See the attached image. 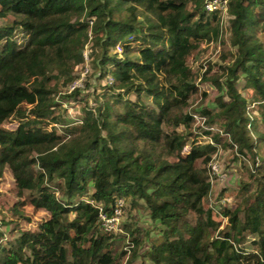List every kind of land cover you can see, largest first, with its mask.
Returning a JSON list of instances; mask_svg holds the SVG:
<instances>
[{
    "label": "trees",
    "instance_id": "obj_1",
    "mask_svg": "<svg viewBox=\"0 0 264 264\" xmlns=\"http://www.w3.org/2000/svg\"><path fill=\"white\" fill-rule=\"evenodd\" d=\"M205 3L0 0V178L9 168L16 180L12 215L29 220L23 204L49 214L6 242L0 230V264H123L128 251L115 245L122 234L103 229L99 209L111 215L120 199L123 213L144 207L160 224V239L143 254L140 228L123 224L132 250L125 264H264V0H230L223 22ZM139 33L141 49L132 44ZM123 39V57L111 55ZM219 40L226 63L214 73L209 64L202 78L222 93L216 109L188 111L200 91L190 56ZM89 41L99 77L113 68L96 105L116 110L85 105L81 123L67 124V103L88 95L58 93L78 78ZM196 112L214 129L196 125ZM205 136L214 144L200 143ZM218 146L255 169L240 203L220 212L205 205Z\"/></svg>",
    "mask_w": 264,
    "mask_h": 264
},
{
    "label": "rangeland",
    "instance_id": "obj_2",
    "mask_svg": "<svg viewBox=\"0 0 264 264\" xmlns=\"http://www.w3.org/2000/svg\"><path fill=\"white\" fill-rule=\"evenodd\" d=\"M118 18V17H117ZM122 19V18H121ZM6 21V20H5ZM0 22H2L0 20ZM138 35L135 39V41L132 43L133 46L137 49H141L143 46V35L141 33L136 34ZM135 35V36H136ZM134 35H127V39H133ZM122 43L125 42V40H120ZM226 49L223 46L222 40L214 41L211 43H205L203 44L200 51H197L190 56V63L192 67L196 71V84L199 86L200 91L197 96H193L191 98V105L188 108V111L193 108H202L205 106L211 107L216 109V99L219 97L222 93L219 91L215 85L212 84V82L204 81L203 73L209 68V64L214 65L213 69L211 70V73H214L218 70V65H225L226 62L223 60L224 51ZM85 52L89 55V61L85 63V65L81 68H79L76 71V74L78 75V78L83 75V73H86L83 76V85L84 87L82 89V95H88L87 96V102H70L67 103V113L66 114V122L67 124H79L81 123L80 120L83 116V107L85 105H88V107L92 106L95 108H100L101 112L107 114L108 110L113 111L116 108L110 107L108 108L107 105H103V103L99 104L95 101L96 95L103 92V84H106L108 82L112 81V77L110 72L112 71V66H108V70L103 78L99 77V74L101 72V68L97 67L95 68V65L92 64V58L90 56L92 52V45L89 42L88 45L85 48ZM114 54L113 49H111V55ZM110 67V68H109ZM89 69L86 72V69ZM53 73H57L58 70L54 69L52 70ZM99 77V78H98ZM87 83L92 84V88L88 89L86 86ZM70 87V86H68ZM65 87L60 90L58 93V97L62 98L65 96L69 91V88ZM206 91L208 96L203 97L202 92ZM70 93V92H69ZM245 95H248L249 91L243 92ZM133 97V96H132ZM250 102L253 103V95L250 93L249 96ZM146 100V99H145ZM102 102V100H101ZM254 104V103H253ZM32 104L25 103L24 107H31ZM7 126L9 128H15L17 126L16 121H9L7 123ZM51 128V126H48L47 129ZM167 128V126H166ZM177 130L183 131L184 126L180 125ZM200 143H205L207 140L205 138L199 137L198 139ZM191 150V143H189L184 150V153L189 152ZM216 155V160L218 161L219 165V171L225 176V179H219L217 178L214 181V187L211 195L206 200V206L207 207H214L217 211H222L224 207L229 206L230 208H235L238 203H240L241 198L239 196L241 187L244 183L248 181V175L252 171L254 173L255 169L250 170V163L246 162L243 163L240 160L233 161V151L229 148H222L221 151H217L213 156ZM260 155L264 157V148L261 147L260 149ZM213 158V157H212ZM16 180L9 168L5 170L4 176L0 178V194L3 195L2 201H0V230L4 233V242H6L8 239H14L20 235L21 230H28V229H36L38 227V224L41 223L43 220L47 219L49 217V214L44 210H38L35 211L34 208L30 205H20L19 210L22 214L27 215L29 217V220L26 218H22V216H14L11 214L10 210H8L7 206L11 203H16L17 201V189H16ZM27 195L29 193H26L25 196L21 199L24 200L27 198ZM244 197V194L242 196V199ZM5 202V203H2ZM5 219V220H4ZM125 222L135 224V226H138L140 228L141 237L143 238V245L141 246L142 254L145 252L147 247L150 246V244L153 241H156L157 239H160V224L159 222L153 221L148 211L145 210L144 207L141 208H133L131 212L124 210L123 216L121 218L120 228L121 230L118 231V233H121V237H119L116 240V247L120 251L126 250L127 242L131 241L129 235L126 234V230L123 228V224ZM4 223H9L8 225ZM223 225H228V219L223 218ZM122 226V227H121ZM120 236V235H119ZM254 239V237L249 234L248 240L246 242V246L250 249L252 248L251 241ZM131 253L128 252V255L125 256L123 264H125L130 258ZM144 258L138 257L135 259V262L133 264H140L143 261ZM145 264H152L149 261H146Z\"/></svg>",
    "mask_w": 264,
    "mask_h": 264
},
{
    "label": "built area",
    "instance_id": "obj_3",
    "mask_svg": "<svg viewBox=\"0 0 264 264\" xmlns=\"http://www.w3.org/2000/svg\"><path fill=\"white\" fill-rule=\"evenodd\" d=\"M229 3L230 0H206L205 3V9L209 12H215L218 11L221 13V18H222V22L226 21L227 19H229L231 17V15L229 14ZM90 23L92 24L93 21H90ZM92 38L91 33H90V39ZM90 42V41H89ZM88 45V44H87ZM113 52L114 54H118V56L121 58L123 57V43L121 41L117 42L114 47H113ZM84 57H85V61L86 63L89 61V55L88 53L84 52ZM89 69H86V72ZM86 73H83V75L79 78H77L74 82H72L69 86V92L74 91L77 88H83V76ZM193 117L196 121V125L202 127L203 129H214V127H210L207 123L206 120L207 118L196 112L193 114ZM205 138L207 141L205 143L208 142H213V140L210 137H203ZM222 147L218 146V151H221ZM219 163L216 160V155L213 156V158L211 159V161L209 162V166H210V171L212 176L217 177V180L219 179H225V176L221 173V171H219V167H218ZM123 207H124V200L120 199L119 201H117L116 203V208L115 211L113 212V214L109 215L107 212L103 211V207L99 206L100 209V215H101V222H102V227L105 231H114L115 233H117L119 230H121L120 228V223H121V218L123 216ZM126 250L128 252H130L131 247L129 246V241L127 242L126 245Z\"/></svg>",
    "mask_w": 264,
    "mask_h": 264
}]
</instances>
